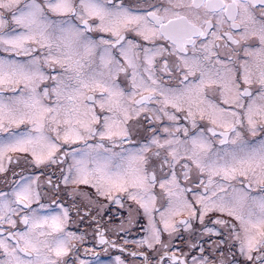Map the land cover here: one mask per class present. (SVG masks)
Instances as JSON below:
<instances>
[{"label": "snow or ice", "instance_id": "snow-or-ice-1", "mask_svg": "<svg viewBox=\"0 0 264 264\" xmlns=\"http://www.w3.org/2000/svg\"><path fill=\"white\" fill-rule=\"evenodd\" d=\"M70 211L114 264H264V0H0V264H90Z\"/></svg>", "mask_w": 264, "mask_h": 264}, {"label": "rangeland", "instance_id": "rangeland-1", "mask_svg": "<svg viewBox=\"0 0 264 264\" xmlns=\"http://www.w3.org/2000/svg\"><path fill=\"white\" fill-rule=\"evenodd\" d=\"M34 171L38 172L39 170H34ZM69 201H70V198L65 197V206L68 205ZM106 210H107V212L105 213V216L111 217V218H118V219H120V222L122 220H124L125 217L127 216V210L121 209L119 206H116V205H114V206L110 205V207H107ZM70 217L72 218V221H74V222L69 223L68 231L76 232L78 235L84 234V233L87 234V232H88L87 220L85 219L83 222H80L78 216L76 215V213L74 211H70ZM144 223H145V221L141 218L140 223L137 225H134V227H130V225L125 224V227L128 229V231L120 233L117 241L119 243L123 244L125 239H127L129 241L138 240L139 238H141L144 235V233L140 231V226L143 225ZM5 227H7V226H5ZM87 238H88V236L86 235L85 241L87 240ZM85 241L83 242V244L80 245L79 252L77 253V255L79 256L80 260L89 261L90 264H114L115 257L117 255H121V253L112 254V255H109L107 257L106 256L101 257V256L95 255V256H91L88 259H85L83 256L85 253V250H86ZM92 247L94 248L93 245H92ZM127 247H131V248L137 250L135 248V245L131 244V243L129 245H127ZM125 256L126 255L123 254L122 258H124ZM128 259L131 260V263H132V261H133V263L135 261L134 258L130 257V256H128ZM77 264H78V261H77ZM127 264H128V261H127Z\"/></svg>", "mask_w": 264, "mask_h": 264}, {"label": "flooded vegetation", "instance_id": "flooded-vegetation-1", "mask_svg": "<svg viewBox=\"0 0 264 264\" xmlns=\"http://www.w3.org/2000/svg\"><path fill=\"white\" fill-rule=\"evenodd\" d=\"M101 200H103V198H101ZM110 205L114 206L115 204H108V207H110ZM116 206H118V205H116ZM106 212H107V210L103 213L104 222H106V223L107 222L120 223V219H118V218H111V217L105 216ZM92 215H95V213H92ZM86 220H87V227H88V232H87L88 238L85 241V246H86V250H87V251H85V253L83 255L85 259H88L91 256H94L93 252L96 253L97 256H101V257H105V256L107 257V256L112 255V254L121 253L119 248H111V247L106 246V245H100L97 242L98 238L93 239L92 237H93V229L95 228V223L91 219H86ZM130 227H134V225H130ZM106 238L113 240V241H116L120 245H123L117 241L118 236L115 234L106 233ZM92 245L94 246V248L92 247ZM106 247H107V251H105ZM127 248L129 251L135 250L131 247H127ZM123 254L128 256V252H124ZM134 260H135L134 263H133V261L131 263V260L128 259V264H142L143 257H135Z\"/></svg>", "mask_w": 264, "mask_h": 264}]
</instances>
